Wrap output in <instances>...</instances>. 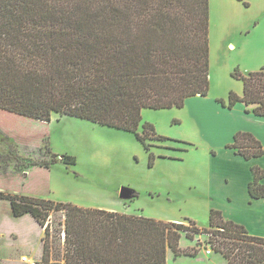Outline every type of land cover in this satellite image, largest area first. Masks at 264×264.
Instances as JSON below:
<instances>
[{"label":"trees","instance_id":"16d2710c","mask_svg":"<svg viewBox=\"0 0 264 264\" xmlns=\"http://www.w3.org/2000/svg\"><path fill=\"white\" fill-rule=\"evenodd\" d=\"M209 35V0H0V109L45 122L59 113L133 132L152 167L149 141L170 138L143 123L142 111L182 108L187 98L208 95ZM233 76L243 80V96L231 91L228 102L218 101L229 108L256 104L253 112L264 115V65ZM227 147L246 159L264 154L248 131L236 132ZM253 173L249 192L262 198L264 169L256 166ZM0 199L10 201L14 217L29 213L45 227L39 264H168L169 249L176 256L199 252L181 248L184 231L212 234L208 243L227 264H264V238L217 209L201 228L192 220L188 225L18 193L0 191ZM54 211L65 216L55 236ZM52 236L62 247H54Z\"/></svg>","mask_w":264,"mask_h":264},{"label":"rangeland","instance_id":"374dc122","mask_svg":"<svg viewBox=\"0 0 264 264\" xmlns=\"http://www.w3.org/2000/svg\"><path fill=\"white\" fill-rule=\"evenodd\" d=\"M245 2L209 0L210 99L219 96L228 102L231 91L241 96L244 82L233 73L246 75L264 65V0ZM205 107L210 109L205 112L202 109L208 121H200L204 126L197 124L195 131L192 122L196 120L193 115L196 109L187 105L142 111L143 123L154 124L160 134L175 140H178L175 137L186 136L185 142L198 145V150L183 155L186 162L175 170L187 171L200 186L207 182L208 136L224 137L214 130L215 126H221L220 117L214 111L211 113L210 106ZM206 125L210 127L209 132L205 131ZM162 164L156 171L152 170L149 153L132 132L59 113H53L51 120L45 122L0 109V191L7 194L106 210L122 207L136 215L164 221H167L165 217H173L172 213L178 217L181 212L182 219L188 220L193 215L196 220L198 217L200 226H209L201 205L183 201V196L188 194L187 183L178 178L168 180L172 193L159 185V177L165 169ZM122 188L137 190L139 195L121 198ZM29 218L30 214L24 218L14 217L10 201L0 199V264H21L18 260L31 254L29 246L36 247L35 256L41 253L39 245L44 247L45 231L40 244L41 229L35 223L30 224L26 220ZM50 218L55 236L65 216L62 211H54ZM189 235L182 232L180 245L187 246L185 249L195 247L207 254L209 238ZM53 236L56 247L60 240ZM218 253L214 251L212 256L220 260ZM168 256L169 264H189L190 261V264H204L202 256L188 260L177 258L179 261L173 252ZM41 260L28 256L25 263L39 264Z\"/></svg>","mask_w":264,"mask_h":264},{"label":"crops","instance_id":"0c3cea01","mask_svg":"<svg viewBox=\"0 0 264 264\" xmlns=\"http://www.w3.org/2000/svg\"><path fill=\"white\" fill-rule=\"evenodd\" d=\"M218 99L225 98L217 96L215 99H210L208 98V95L202 96L199 94L187 98L185 102V105L191 107V109H196V112L193 113L196 120L195 122H192L194 131L197 124H200L202 127L203 124L200 121H203V119V122L207 123L208 121L206 114L204 115L203 113L210 109L205 106H210L211 113L214 111V113L217 114L222 121L221 126H215L214 130L216 132L223 133L224 137L214 138L211 137L212 135L208 136V139L210 137V140L207 141L208 144L206 145L208 150L207 156L209 157L206 184L204 186H200L197 184V180L195 178L189 176L187 171L184 173L185 170H175L176 166H179L180 163L186 162V158L184 157L186 155L184 154L198 150L197 144L190 142L188 144L185 142L187 139L186 136H179L178 138L175 137L178 140H166L168 143L166 141L153 140L152 142L154 143V146L152 147V150L156 155V159L154 161V165L152 166V170L156 171L159 164L163 163L162 166L165 167V169L163 175L159 177V185H164L165 189L169 193H172L173 190L168 180L178 178L179 180L187 183L188 194L183 196V201H192L195 204L201 205V207H203L202 209H205L209 225L210 212L212 209H217L222 212L225 219L242 224L247 228L250 234L264 238V197L252 198L249 192V184L254 179L253 168L258 166L264 169V154L259 157L246 159L242 155L237 154L235 149L227 147V144L233 142L234 135L238 131H248L253 133L255 137L261 141L264 147V115H257L253 112V108H255L256 104L247 105L245 102H238L235 106L229 108L220 103ZM206 130L208 132L210 130V127L207 125L205 126V131ZM260 183L264 185V177L260 180ZM193 190H196L195 193L192 192ZM131 191L138 192L137 190ZM183 201L179 204L181 205ZM179 204H177V208L180 206ZM107 210L134 214L128 212V210L122 207ZM180 214L176 217L174 216V213H172L171 215L173 217L169 216L164 219L169 222L185 224L190 223L189 219H192L197 226L204 228V226L199 225L198 217L196 220V216L191 215V218L184 220ZM26 215L29 214H25L20 218H24ZM26 220L31 222L30 224L35 223L40 227L41 234L39 243L41 244L45 227L39 224V222L31 214L30 218ZM186 247L187 246H181L183 249ZM39 248H42L41 253L35 256L36 247L29 246L31 253L28 255L29 258L32 260H41L43 256V245H39ZM170 252L173 251L169 249L167 252L168 264V255ZM213 253L214 251L210 254H205L199 250V253L196 256L185 254L176 256L174 252L173 255L176 260L177 258L180 260H188L189 257L202 256L203 259L201 261H204V264H227V259L223 256V254L218 253V256H220L219 259L221 258L218 260V258L216 259V257L212 256ZM22 257L18 261L21 264H26L22 261ZM191 262L192 261H190V263Z\"/></svg>","mask_w":264,"mask_h":264},{"label":"built area","instance_id":"2783aa9c","mask_svg":"<svg viewBox=\"0 0 264 264\" xmlns=\"http://www.w3.org/2000/svg\"><path fill=\"white\" fill-rule=\"evenodd\" d=\"M200 236H207L208 238H211L213 235L212 234H208V233H200ZM207 254H210L211 251H214L213 247L211 246V244L207 245V248L205 249ZM22 261L23 262H28V256H23L22 257ZM30 264H35V261H32Z\"/></svg>","mask_w":264,"mask_h":264},{"label":"water","instance_id":"95a60500","mask_svg":"<svg viewBox=\"0 0 264 264\" xmlns=\"http://www.w3.org/2000/svg\"><path fill=\"white\" fill-rule=\"evenodd\" d=\"M133 196L132 191L128 188H122L120 191V197L121 198H131Z\"/></svg>","mask_w":264,"mask_h":264}]
</instances>
